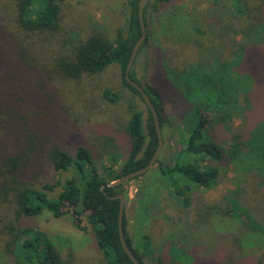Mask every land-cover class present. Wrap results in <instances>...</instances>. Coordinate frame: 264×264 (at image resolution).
Returning a JSON list of instances; mask_svg holds the SVG:
<instances>
[{
	"label": "trees",
	"instance_id": "1",
	"mask_svg": "<svg viewBox=\"0 0 264 264\" xmlns=\"http://www.w3.org/2000/svg\"><path fill=\"white\" fill-rule=\"evenodd\" d=\"M64 1L0 0V254L9 257L8 264H72L71 250L63 255L44 231L19 224L22 218L48 211L76 223L84 218L81 227L92 233L105 264H133L118 237L119 200L108 197L123 193V183L108 184L144 167L158 143L148 106L124 77L132 47L141 34L139 0H126V23L112 35L103 27L90 25L84 36L68 46L61 14ZM172 1L150 0L148 4L156 9ZM212 1L232 3L237 8L236 0ZM148 4L143 7L145 26ZM233 17L242 39L224 45L223 65L237 62L233 58L226 61L232 54L241 56V61L250 59L251 74L245 75L260 84L258 95H250L251 100L244 95L241 101L238 92L230 99L224 88L223 96L216 85L207 89L203 77L196 86L179 91L185 101L181 148L170 161L156 158L155 163L168 193L183 207L189 202L186 192L190 184L203 188L215 185L222 160L232 166L234 187L225 192L221 202L198 204L191 220L178 223V231L164 246L167 255L159 258V264H264V0H258L253 11ZM147 41L146 33L137 52ZM59 43L63 50L52 49ZM111 64L119 66L122 86L139 97L145 115L133 96L125 100L119 90L101 89V98L113 105L124 99L127 120L122 129L130 146L121 163L117 165L112 154V162L99 170L89 148L77 145L70 153L54 139V129L63 115L59 110L64 109L58 104L63 97L60 83L99 74ZM172 73L174 76L175 69ZM128 74L141 86L133 66ZM143 90L157 112L161 129L159 93L153 87ZM234 118L239 122L231 129L228 124ZM217 125L228 133L225 149L208 133ZM48 168L57 176L53 181H42ZM62 173L68 175L62 177ZM127 223L124 205L125 243L140 264H146L132 245ZM176 253L186 261L183 263L184 258Z\"/></svg>",
	"mask_w": 264,
	"mask_h": 264
},
{
	"label": "rangeland",
	"instance_id": "2",
	"mask_svg": "<svg viewBox=\"0 0 264 264\" xmlns=\"http://www.w3.org/2000/svg\"><path fill=\"white\" fill-rule=\"evenodd\" d=\"M236 1L237 8L232 3H214L212 0H173L168 5L159 4L156 9L148 4L150 0L145 3L148 4L145 26L148 41L138 50L131 66L142 88H155L161 98L162 145L157 158L164 162L170 161L181 148L179 140L184 130L185 101L179 91L196 86L203 77L207 89L216 85L223 96L224 88V95L230 99L238 92L241 101L244 95L248 94L250 100L252 95H258L260 84L245 75L251 74L250 59L241 61V56L232 54L226 61L233 58L237 62L223 65L224 45L242 39L233 15L253 11L258 3V0ZM61 14L64 31L68 33V46L84 36L90 25L103 27L112 35L117 27L126 23L129 4L126 0H65ZM52 49L63 50L64 47L59 43ZM167 66L171 67L168 68L170 72ZM59 87L64 93L61 89L63 97L58 104L64 105V109L59 110L63 115L54 129V139L70 153H74L77 145L89 148L99 170L101 165L108 166L112 162V154L117 158V165L121 163L130 146L122 129L127 120L124 99L133 96L144 115L145 106L138 96L122 86L119 66L111 64L99 74H84L78 80L61 82ZM104 87L121 91L124 99L116 105L103 100L100 91ZM238 122L234 118L228 126L232 129ZM208 131L222 149L227 147L228 133L221 125ZM219 168L220 177L212 187L189 185L186 207L168 193L155 162L138 177L123 183L127 230L132 245L138 248L146 264H159V258L167 255L165 244L178 231L181 220L194 217L198 204L219 203L225 192L234 187L231 164L222 160ZM67 175L62 173V177ZM56 176V172L48 168L41 180L53 181ZM83 221L84 218L76 223L68 216L57 218L44 211L33 218H22L19 224L44 231L63 255L71 250L74 254L72 264H105L92 233L81 227ZM176 254L181 256L180 259L184 258L180 253ZM7 259L9 257L0 254V264H8ZM185 261L186 258L182 262ZM202 261H206L204 256Z\"/></svg>",
	"mask_w": 264,
	"mask_h": 264
},
{
	"label": "water",
	"instance_id": "3",
	"mask_svg": "<svg viewBox=\"0 0 264 264\" xmlns=\"http://www.w3.org/2000/svg\"><path fill=\"white\" fill-rule=\"evenodd\" d=\"M146 2H147V0H139V2H138L137 16H138V21H139L140 28H141V34H140L139 38L135 41V43L132 47L130 56H129L127 64L125 66L124 77L132 86H134L136 89L139 90V92L143 98V101L148 106V108L152 114V118H153V122H154V128H155L157 138H158V143H157V146H156L149 162L144 167L139 168V169L134 170V171H131V172H128L126 174H123L120 177H118L117 179L110 181V183L108 184L110 186L122 184L125 181L132 179L135 176H138V175L144 173L145 171H147L154 164V162H155V160L159 154L161 145H162V139H161L159 121L157 118V112H156L152 102L150 101L149 96L146 94V92L143 90V88L139 84H137L136 82L131 80V78L129 77V74H128L129 69L131 68L133 59L136 55L137 49L139 48L140 44L142 43V41L144 40L145 35H146L145 25H144V21H143V7H144ZM100 189L103 191V186H101ZM108 197L117 198L119 200L118 214H117V232H118V237H119L121 247L123 248L124 252L127 254V256L129 257V259L131 260V262L133 264H140V262L137 260V258L131 252V250L127 247L125 240H124V237H123L122 215H123V208H124V196L122 193H117L113 196H108Z\"/></svg>",
	"mask_w": 264,
	"mask_h": 264
}]
</instances>
